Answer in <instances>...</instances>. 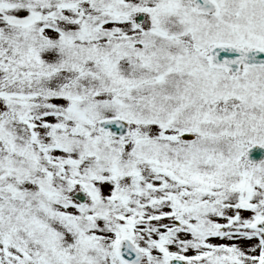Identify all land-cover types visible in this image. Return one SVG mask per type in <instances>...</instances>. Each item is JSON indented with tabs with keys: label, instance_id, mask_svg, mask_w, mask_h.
Segmentation results:
<instances>
[{
	"label": "snow or ice",
	"instance_id": "1",
	"mask_svg": "<svg viewBox=\"0 0 264 264\" xmlns=\"http://www.w3.org/2000/svg\"><path fill=\"white\" fill-rule=\"evenodd\" d=\"M0 264H264V0H0Z\"/></svg>",
	"mask_w": 264,
	"mask_h": 264
}]
</instances>
